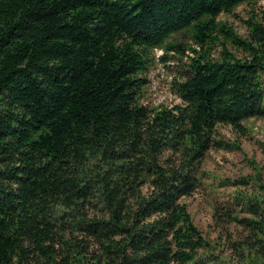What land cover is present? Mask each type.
<instances>
[{"label":"trees","instance_id":"1","mask_svg":"<svg viewBox=\"0 0 264 264\" xmlns=\"http://www.w3.org/2000/svg\"><path fill=\"white\" fill-rule=\"evenodd\" d=\"M257 1L0 0V264L215 262L181 198L231 146L217 125L264 116V18L243 37L218 19ZM185 30L180 102L143 104L153 49ZM259 188L223 212L243 228L226 264H264Z\"/></svg>","mask_w":264,"mask_h":264},{"label":"rangeland","instance_id":"2","mask_svg":"<svg viewBox=\"0 0 264 264\" xmlns=\"http://www.w3.org/2000/svg\"><path fill=\"white\" fill-rule=\"evenodd\" d=\"M250 16L264 18V0L241 4L231 13L221 14L218 19L243 37L247 34L246 20ZM170 41L181 43L183 50L153 49L148 68L142 74L147 83L140 98L149 107L172 106L180 102L173 84L183 80L188 59L194 54L190 47L197 46L186 30L174 34ZM231 50L240 54L233 47ZM244 126L245 131L241 132L230 125H217V138L231 146L208 150L200 162L199 186L191 195L181 198L193 223L209 241V253L217 258L215 262L205 264L238 261L229 239H238L243 228L223 212L236 207L239 217H248L250 214L242 208L246 195L261 191L259 185L264 184V116L247 119Z\"/></svg>","mask_w":264,"mask_h":264}]
</instances>
